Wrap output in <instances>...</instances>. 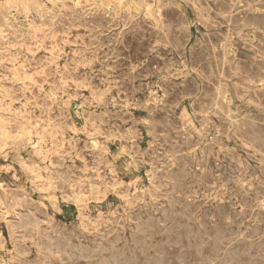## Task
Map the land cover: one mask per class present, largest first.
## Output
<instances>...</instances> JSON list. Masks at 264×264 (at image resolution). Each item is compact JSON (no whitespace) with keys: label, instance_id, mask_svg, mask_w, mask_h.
Instances as JSON below:
<instances>
[{"label":"rangeland","instance_id":"obj_1","mask_svg":"<svg viewBox=\"0 0 264 264\" xmlns=\"http://www.w3.org/2000/svg\"><path fill=\"white\" fill-rule=\"evenodd\" d=\"M16 1L0 0V264H264V0Z\"/></svg>","mask_w":264,"mask_h":264},{"label":"bare ground","instance_id":"obj_2","mask_svg":"<svg viewBox=\"0 0 264 264\" xmlns=\"http://www.w3.org/2000/svg\"><path fill=\"white\" fill-rule=\"evenodd\" d=\"M15 1H16V0H15ZM19 1H20V0H18V2H19ZM21 1H22V0H21ZM109 1H111V0H108V2H109ZM115 1H116V0H115ZM120 1H121V0H120ZM159 1H160V0H159ZM159 1H156V2L159 3ZM181 1H182V0H181ZM213 1H214V0H213ZM222 1H223V0H222ZM227 1H228V0H227ZM252 1H253V0H252ZM16 2H17V1H16ZM33 2H34V1H33ZM122 2H123V1H122ZM143 2H146V1H143ZM209 2H210V1H209ZM223 2H224V1H223ZM248 2H249V1H248ZM14 3H15V2H14ZM28 3H29V2H28ZM103 3H104V2H103ZM158 3H157V4H158ZM189 3H191V1L188 2V4H189ZM202 3H203V2H202ZM211 3H212V2H211ZM213 3H214V2H213ZM219 3H220V2H219ZM238 3H239V2H238ZM254 3H255V2H254ZM254 3H253V4H254ZM17 4H18V3H17ZM33 4H34V3H32V4H30V5H33ZM110 4H111V3H110ZM112 4H114V3H112ZM116 4H117V3H116ZM118 4H119V3H118ZM122 4H123V3H122ZM142 4H143V3H142ZM191 4H192V3H191ZM228 4H229V1H228ZM15 5H16V3H15ZM76 5H77V4H76ZM197 5H198V4H197ZM215 5H216V4H215ZM218 5H219V4H218ZM218 5H216V6L218 7ZM225 5H226V4H225ZM231 5H233V4H231ZM146 6H147V5H146ZM201 6H202V5H201ZM207 6H208V5H207ZM237 6H238V5H237ZM240 6H241V4H240ZM243 6H245V5H243ZM18 7H19V6H18ZM28 7H30V6H28ZM35 7H36V5H35ZM114 7H115V6H114ZM117 7H118V6H117ZM193 7H194V6H193ZM217 7H216V8H217ZM225 7H226V6H225ZM225 7H224V8H225ZM153 8H157V7L154 6ZM197 8H199V7H197ZM227 8H229V7H227ZM234 8H235V7H234ZM244 8H245V7H244ZM112 9H113V6H112ZM145 9H146V7H145ZM200 9H201V7H200ZM203 9H204V8H203ZM213 9H214V8H213ZM222 9H223V8H222ZM230 9H231V8H229V10H230ZM0 10H1V9H0ZM78 10H79V9H78ZM158 10H159V9H158ZM211 10H212V9H211ZM216 10H217V9H216ZM249 10H250V9H249ZM113 11H114V10H113ZM149 11H150V10H149ZM152 11H153V10H152ZM154 11H156V10H154ZM200 11H201V10H200ZM209 11H210V10H209ZM221 11H222V10H221ZM108 12H109V11H108ZM150 12H151V11H150ZM158 12H160V10H159ZM210 12H211V11H210ZM79 13H80V12H79ZM79 13H78V14H79ZM116 13H117V12H116ZM116 13H114V14H116ZM148 13H149V12H148ZM214 13H215V12H214ZM229 13H230V12H229ZM157 14H159V13H157ZM157 14H156V15H157ZM197 14H199V13H197ZM203 14H204V13H203ZM211 14H212V13H211ZM241 14H242V13H241ZM38 15H39V14H38ZM79 15H80V14H79ZM154 15H155V13H154ZM206 15H207V14H206ZM222 15H223V14H222ZM226 15H227V14H226ZM149 16H150V15H149ZM209 16H210V14H209ZM239 16H240V15H239ZM37 17H38V16H37ZM40 17H41V16H40ZM42 17H43V16H42ZM79 17H80V16H79ZM151 17H152V16H151ZM202 17H203V16H202ZM234 17H235V16H234ZM8 18H9V17H8ZM11 18H13V17H11ZM25 18H26V17H25ZM235 18H237V17H235ZM239 18H240V17H239ZM3 19H4V18H3ZM153 19H155V18L153 17ZM229 19H231V18H229ZM233 19H234V18H233ZM241 19H242V18H241ZM30 20H31V18H30ZM32 20L35 21L34 19H32ZM231 20H232V19H231ZM6 21H7V20H6ZM11 21H12V20H11ZM237 21H238V20H237ZM239 21H240V20H239ZM13 22H14V21H13ZM242 22H243V21H242ZM0 23H1V22H0ZM4 23H5V22H4ZM14 23H15V22H14ZM29 23H30V22H29ZM43 23H44V22H43ZM156 23H157V22H156ZM229 23H230V22H229ZM235 23H236V22H235ZM239 23H240V22H239ZM5 24H6V23H5ZM5 24H4V25H5ZM23 24H24V23H23ZM26 24H27V23H26ZM34 24H35V23H34ZM7 25H8V23H7ZM17 25H18V24H17ZM45 25H46V24H45ZM45 25H44V26H45ZM126 25H127V24H126ZM126 25H125V26H126ZM159 25H160V24H159ZM9 26H10V25H9ZM9 26H8V27H9ZM27 26H28V25H27ZM50 26H51V25H50ZM122 26H123V25H122ZM157 26H158V25H157ZM206 26H207V25H206ZM227 26H228V25H227ZM17 27H18V26H17ZM47 27H48V25H47ZM207 27H208V26H207ZM260 27H261V25H260ZM22 28H23V27H22ZM24 28H25V27H24ZM52 28H53V27H52ZM161 28H162V27H161ZM231 28H233V27H231ZM241 28H242V27H241ZM6 29H7V28H6ZM31 29H32V28H31ZM37 29H38V28H37ZM121 29H122V28H121ZM17 30H18V29H17ZM21 30H22V29H21ZM28 30H29V29H28ZM38 30H39V29H38ZM51 30H52V29H51ZM245 30H246V29H245ZM0 31H1V30H0ZM115 31H116V30H115ZM123 31H124V30H123ZM157 31H158V30H157ZM160 31H161V30H160ZM233 31H234V30H233ZM250 31H251V30H250ZM1 32H2V31H1ZM13 32H14V31H13ZM23 32H24V31H23ZM27 32H28V31H27ZM29 32H30V31H29ZM40 32H41V31H40ZM229 32H230V31H229ZM244 32H245V31H244ZM246 32H247V31H246ZM3 33H4V32H3ZM16 33H17V32H16ZM19 33H20V32H19ZM19 33H18V34H19ZM38 33H39V32H38ZM38 33H35V34H38ZM54 33H55V32H54ZM1 34H2V33H1ZM1 34H0V35H1ZM20 34H21V33H20ZM118 34H119V33H118ZM242 34H243V33H242ZM8 35H9V34H8ZM21 35H22V34H21ZM48 35H50V33H49ZM112 35H114V34H112ZM112 35H111V36H112ZM14 36H15V35H14ZM41 36H42V35H41ZM45 36H46V35H45ZM114 36H115V35H114ZM118 36H119V35H118ZM223 36H224V35H223ZM227 36H228V35H227ZM230 36H231V34H230ZM233 36H234V34H233ZM237 36H238V35H237ZM1 37H3V36H1ZM16 37H17V36H16ZM16 37H14V38H16ZM48 37H49V36H48ZM109 37H110V35H109ZM120 37H121V36H120ZM238 37H239V36H238ZM4 38H5V37H4ZM49 38H50V37H49ZM106 38H107V37H106ZM110 38H111V37H110ZM110 38H109V39H110ZM201 38H202V37H201ZM223 38H224V37H223ZM230 38H231V37H230ZM232 38H233V37H232ZM239 38H240V37H239ZM239 38H238V39H239ZM122 39H123V37H122ZM122 39H121V40H122ZM155 39H156V38H155ZM158 39H159V38H158ZM161 39H164V38H161ZM224 39H225V38H224ZM233 39H234V38H233ZM250 39H251V37H250ZM14 40H15V39H14ZM35 40H36V39H35ZM56 40H57V39H56ZM58 40H59V39H58ZM105 40H107V39H105ZM115 40H116V38H115ZM201 40H202V39H201ZM228 40H229V39H228ZM234 40H235V39H234ZM0 41H1V40H0ZM43 41H44V40H43ZM43 41H41V42H43ZM103 41H104V40H103ZM103 41H102L101 43H103ZM118 41H119V40H118ZM122 41H123V40H122ZM154 41H156V40H154ZM163 41H165V40H163ZM198 41H199V40H198ZM225 41H226V39H225ZM244 41H245V40H244ZM247 41H248V38H247ZM250 41H251V40H250ZM9 42H10V41H9ZM9 42H8V43H9ZM11 42H12V40H11ZM106 42H107V41H106ZM159 42H160V41H159ZM223 42H224V41H223ZM248 42H249V41H248ZM1 43H2V41H1ZM32 43H33V42H32ZM114 43H115V41H114ZM154 43H155V42H154ZM154 43H153V44H154ZM210 43H211V42H210ZM225 43H226V42H225ZM237 43H239V42L237 41ZM241 43H242V42H241ZM23 44H24V43H23ZM40 44H41V43H40ZM107 44H108V43H107ZM107 44H106V45H107ZM193 44H194V42H193ZM221 44L223 45V43H221ZM229 44H230V43H229ZM0 45H1V44H0ZM30 45H31V44H30ZM49 45H51V44H49ZM49 45H48V46H49ZM61 45H62V44H61ZM114 45H115V44H114ZM116 45H117V44H116ZM214 45H215V44H214ZM214 45H213V46H214ZM222 45H221V46H222ZM8 46H9V45H8ZM42 46H43V45H42ZM221 46H219V47L221 48ZM0 47H1V46H0ZM10 47H12V46H10ZM18 47H19V46H18ZM18 47H17V50H18ZM20 47H21V45H20ZM57 47H58V46H57ZM115 47H116V46H115ZM115 47L112 46V48H115ZM195 47H196V46H195ZM209 47H210V46H209ZM219 47H218V48H219ZM237 47H238V46H237ZM26 48H27V47H26ZM42 48H43V47H42ZM54 48H55V47H54ZM79 48H80V47H79ZM96 48H97V47H96ZM105 48H106V47H105ZM212 48H213V47H212ZM220 48H219V49H220ZM227 48H228V50L230 49V47H227ZM233 48H234V47H233ZM60 49H62V48H60ZM83 49H84V48H83ZM99 49H100V48H99ZM214 49H215V48H214ZM15 50H16V49H15ZM17 50H16V51H17ZM84 50H85V49H84ZM113 50H114V49H113ZM115 50H116V49H115ZM212 50H213V49H212ZM92 51H93V50H92ZM96 51H97V50H96ZM98 51H99V50H98ZM100 51H101V50H100ZM220 51H221V50H220ZM14 52H15V51H14ZM71 52H72V51H71ZM83 52H84V51H83ZM88 52H89V50H88ZM109 52H110V51H109ZM149 52H150V51H149ZM212 52H213V51H212ZM11 53H12V52H11ZM92 53H93V52H92ZM104 53H105V52H104ZM222 53H223V52H222ZM225 53H226V52H225ZM12 54H13V53H12ZM15 54H16V53H15ZM80 54H81V53H80ZM95 54H96V52H95ZM106 54H107V52H106ZM215 54H216V53H215ZM227 54L229 55L230 52H228ZM84 55H85V54H84ZM87 55H88V54H87ZM92 55H93V54H92ZM147 55H148V52H147ZM213 55H214V54H213ZM213 55H212V56H213ZM234 55H235V54H234ZM239 55H240V54H239ZM11 56H13V55H11ZM17 56H19V55H17ZM53 56H54V55H53ZM82 56H83V55H82ZM93 56H94V55H93ZM95 56H96V55H95ZM217 56H219V55H217ZM54 57H55V56H54ZM84 57H85V56H84ZM89 57H90V56H89ZM99 57H100V56H99ZM104 57H105V56H104ZM113 57H114V55H113ZM113 57H112V58H113ZM213 57H215V56H213ZM237 57H238V56H237ZM14 58H15V57H14ZM67 58H68V57H67ZM80 58H81V57H80ZM90 58H92V56H91ZM93 58H94V57H93ZM142 58H143V57H142ZM215 58H216V57H215ZM98 59H99V58H98ZM101 59H103V56H102ZM122 59H123V58H122ZM220 59H221V58H220ZM222 59H224V58L222 57ZM76 60H77V59H76ZM104 60H105V59H104ZM148 60H149V59H148ZM211 60H213V58H212ZM67 61H68V60H67ZM73 61L75 62V60H73ZM101 61H103V60H101ZM107 61H108V60H107ZM109 61H110V59H109ZM112 61H113V60H112ZM123 61H125V60H123ZM129 61H130V60H129ZM216 61H217V60H216ZM90 62H91V61H90ZM127 62H128V61H127ZM213 62H215V61H213ZM217 62H218V61H217ZM71 63H72V61H71ZM80 63H81V62H80ZM111 63H112V62H111ZM122 63H123V62H122ZM235 63H236V62H235ZM87 64H88V63H87ZM93 64H94V63H93ZM99 64H100V63H99ZM107 64H108V63H107ZM116 64H117V63H116ZM121 65H122V64H121ZM196 65H197V64H196ZM237 65H238V64H237ZM70 66H71V65H70ZM106 66H107V65H106ZM212 66H214V65L212 64ZM225 66H226V65H225ZM227 66H228V65H227ZM73 67L75 68L74 64H73ZM100 67H101V66H100ZM104 67H105V66H104ZM110 67H112V66H110ZM194 67H195V65H194ZM196 67H197V66H196ZM199 67H200V66H199ZM212 68H213V67H212ZM75 69H76V68H75ZM96 69H99V68H96ZM96 69H95V70H96ZM114 69H115V67H114ZM114 69H113V70H114ZM117 69H118V68H117ZM120 69H121V68H120ZM218 69H219V66H218ZM221 69H223V67H222ZM110 70H112V69H110ZM208 70H209V69H208ZM224 70H225V69H224ZM226 70H227V69H226ZM236 70H237V69H236ZM40 71H41V70H40ZM42 71H43V70H42ZM70 71H71V70H70ZM210 71H211V70H210ZM55 72H56V71H55ZM115 72H116V71H115ZM118 72H119V71H118ZM118 72H117V73H118ZM123 72H124V69H123ZM194 72H195V71H194ZM216 72H217V71H216ZM58 73H59V72H58ZM58 73H57V74H58ZM107 73H108V72H107ZM113 73H114V72H113ZM119 73H120V72H119ZM196 73L198 74V72H196ZM199 73H201V72H199ZM210 73H211V72H210ZM220 73H221V72H220ZM224 73H225V72H224ZM229 73H230V71H229ZM34 74H35V73H34ZM50 74H51V72H50ZM57 74H56V75H57ZM65 74H66V73H65ZM102 74H103V73H102ZM104 74H105V73H104ZM214 74H215V73H214ZM226 74H228V73L226 72ZM238 74H239V73H238ZM63 75H64V74H63ZM72 75H73V74H72ZM105 75H106V74H105ZM118 75H119V74H118ZM118 75H117V76H118ZM120 75H121V74H120ZM47 76H48V75H47ZM64 76H66V75H64ZM83 76H84V75H83ZM103 76H104V75H103ZM121 76H122V75H121ZM216 76H217V75H216ZM223 76H224V75H223ZM228 76H229V75H228ZM108 77H110V76L108 75ZM134 77H136V76H134ZM220 77H221V75H220ZM59 78H60V77H59ZM68 78H69V77H68ZM75 78H76V77H75ZM136 78H137V77H136ZM41 79H42V78H41ZM54 79H56V78H54ZM54 79H53V80H54ZM57 79H58V78H57ZM70 79H71V77H70ZM124 79H125V78H124ZM126 79H127V78H126ZM109 80H110V79H109ZM130 80H131V78H130ZM74 81H75V80H74ZM104 81H105V80H104ZM111 81H112V80H111ZM126 81H127V80H126ZM126 81H125V82H126ZM134 81H135V80H134ZM106 82H107V81H106ZM245 82H246V81H245ZM123 84H125V83H123ZM216 84H217V83H216ZM219 84H220V83H218V85H219ZM249 84H250V83H249ZM249 84H248V85H249ZM79 85H80V84H79ZM233 85H234V84H233ZM252 85H253V84H252ZM85 86H86V85H85ZM222 86H223V85H222ZM260 86H261V85H260ZM74 87H75V86H74ZM223 87H224V86H223ZM124 88H125V87H124ZM216 88L218 89V87H216ZM221 88H222V87H221ZM125 89H127V88H125ZM125 89H124V90H125ZM128 89H129V88H128ZM131 89H132V88H130V91H131ZM72 90H73V89H72ZM118 90H119V89L117 88V91H118ZM211 90H212V89H210V91H211ZM215 90H216V89H215ZM249 90H250V89H249ZM101 91H102V90H101ZM115 91H116V90H115ZM117 91H116V92H117ZM120 91H121V90H120ZM135 91H136V90H135ZM212 91H214V90H212ZM212 91H211V92H212ZM223 91H224V90H223ZM86 92H87V91H86ZM122 92H123V91H122ZM211 92H210V94H211ZM213 93H214V92H213ZM216 93H217V90H216ZM222 93H223V92H222ZM240 93H241V92H240ZM240 93H239V94H240ZM127 94H128V93H127ZM127 96H128V95H127ZM200 96H201V95H200ZM211 96H212V95H211ZM222 96H223V95H222ZM128 98H129V96H128ZM210 98H211V97H210ZM220 98H221V97H220ZM235 98H236V97H235ZM210 101H211V100H210ZM204 102H205V100H204ZM206 103H207V101H206ZM213 103H214V102H213ZM223 103H224V102H223ZM220 104H221V102H220ZM229 104H230V103H229ZM203 106H204V105H203ZM225 106H226V105H225ZM214 107H216V106H214ZM214 107H213V108H214ZM218 108H219V107H218ZM231 108H232V105H231ZM210 109H211V108H210ZM216 109H217V108H216ZM195 110H196V109H195ZM212 110H213V109H212ZM220 110H221V109H220ZM230 110H231V109H230ZM196 111H197V110H196ZM213 111H215V110H213ZM213 111H212V112H213ZM225 111H226V110H225ZM227 111H228V110H227ZM213 113H214V112H213ZM213 113H211V114L213 115ZM218 113H219V112H218ZM220 113H221V112H220ZM225 113H226V112H225ZM209 114H210V113H209ZM221 114H222V113H221ZM230 114H231V113H230ZM199 115H200V114H199ZM218 115H220V114H218ZM3 116H4V115H3ZM220 116H221V115H220ZM1 117H2V116H1ZM1 117H0V119H2ZM8 117H9V116H8ZM215 117H216V116H215ZM227 117H228V116H227ZM234 117H235V116H234ZM6 118H7V117H6ZM6 118H5V119H6ZM217 118H218V117H217ZM217 118H216V119H217ZM235 118H236V117H235ZM238 118H239V117H238ZM241 118H242V117H241ZM223 119H224V118H223ZM230 119H231V118H230ZM243 119H244V118H243ZM7 120H8V118H7ZM232 120H233V118H232ZM2 121H4V120H2ZM242 121H243V120H242ZM5 122H6V121H5ZM221 122H222V120H221ZM224 122H225V121H224ZM232 122H234V121H232ZM243 122H244V121H243ZM0 124H2V123H0ZM234 124H236V123H234ZM238 124H239V123H238ZM238 124H237V126H239ZM243 124H244V123H243ZM249 125H250V124H249ZM231 127H232V125H231ZM218 128H219V127H218ZM226 128H227V127H226ZM234 128H235V127H234ZM241 128H242V127H241ZM236 129H237V127H236ZM0 130H1V129H0ZM2 130H3V129H2ZM224 130H226V129H224ZM228 130H229V129H228ZM243 130H244V129H243ZM4 131H5V130H4ZM241 131H242V130H241ZM246 131H247V130H246ZM253 131H254V129H253ZM235 132H236V131H235ZM216 133H217V132H216ZM218 133H219V132H218ZM223 133H224V132H223ZM223 133L221 132V134H223ZM240 133H241V132H240ZM243 133H244V132H243ZM256 133H257V132H256ZM231 134H232V133H231ZM254 134H255V133H254ZM224 135H225V134H224ZM243 135H245V134H243ZM225 136H226V135H225ZM227 136H228V135H227ZM240 136H241V135H240ZM257 136H258V135H257ZM261 136H262V135H261ZM245 137H246V136H245ZM248 137H249V136H248ZM262 137H263V136H262ZM213 138H214V137H213ZM226 138H227V137H226ZM230 138H231V137H230ZM233 138H234V137H233ZM252 138H253V137H252ZM209 139H211V138H209ZM240 139H242V138H240ZM243 139H244V138H243ZM257 139H259V138H257ZM6 140H7V139H6ZM224 140H225V139H224ZM238 140H239V138H238ZM245 140H246V139H245ZM248 140H249V139H248ZM250 140H251V138H250ZM261 141H262V140H261ZM238 142H239V141H238ZM246 142H247V141H246ZM262 142H263V141H262ZM239 143H240V142H239ZM242 143H243V142H242ZM253 143H254V142H253ZM257 143H258V142H257ZM257 143H256V144H257ZM240 144H241V143H240ZM220 145H221V144H220ZM183 146H184V145H183ZM206 146H207V145H206ZM251 146H252V145H251ZM178 147H179V146H178ZM198 148H199V147H198ZM198 148H197V149H198ZM248 148H249V147H248ZM250 148H252V147H250ZM179 149H180V148H179ZM191 149H192V148H191ZM191 149H190V150H191ZM188 150H189V149H188ZM263 150H264V149H263ZM177 151H178V150H177ZM253 151H254V150H253ZM175 153H176V152H175ZM243 154H244V153H243ZM19 156H20V155H19ZM206 156H207V155H206ZM202 157H203V156H202ZM210 157H211V156H210ZM251 157H252V156H251ZM204 158H206V157H204ZM253 158H254V157H253ZM254 159H255V158H254ZM204 160H205V159H204ZM199 161H200V159H199ZM17 163H18V162H17ZM21 163H22V162H21ZM21 163H20V165H21ZM175 163H176V162H175ZM23 165H24V164H23ZM29 165H30V164H29ZM32 167H33V166H32ZM213 167H214V166H213ZM241 167H242V166H241ZM250 169H251V167H250ZM56 170H57V169H56ZM256 170H257V169H256ZM242 171H243V170H242ZM251 171H252V170H251ZM249 172H250V171H249ZM32 173H33V172H32ZM215 173H216V172H215ZM243 176H244V175H243ZM148 177H149V176H148ZM2 179H3V177H2ZM52 179H53V178H52ZM55 180H56V179H55ZM52 181H53V180H52ZM67 181H68V180H67ZM241 182H242V181H241ZM2 183H3V182H2ZM4 183H5V181H4ZM5 184H7V182H6ZM56 184H57V183H56ZM9 185H10V184H9ZM70 186H71V185H70ZM7 187H8V185H7ZM13 187H14V186H13ZM8 188H9V187H8ZM14 188H15V187H14ZM95 188H96V187H95ZM6 189H7V188H6ZM34 189H35V187H34ZM52 189H53V188H52ZM70 189H71V188H70ZM89 189H90V188H89ZM89 189H88V190H89ZM30 190H31V189H30ZM32 190H33V189H32ZM6 191H7V190H6ZM4 192H5V191H4ZM75 192H76V190H75ZM5 193H7V192H5ZM8 193H9V192H8ZM2 194H3V193H2ZM17 196H18V195H17ZM10 198H11V197H10ZM29 199H30V198H29ZM19 200H20V199H19ZM167 200H168V199H167ZM10 202H11V201H10ZM84 202H85V201H84ZM162 203H163V202H162ZM7 204H8V203H7ZM155 204H156V203H155ZM158 204H159V203H158ZM8 205H9V204H8ZM165 205H166V204H165ZM167 206H168V205H167ZM170 206H171V205H170ZM27 207H28V206H27ZM36 208H37V206H36ZM23 209H24V208H23ZM154 209H155V208H154ZM170 209H171V207H170ZM125 210H126V209H125ZM161 210H162V209H161ZM119 211H120V210H119ZM153 211H154V210H153ZM169 211H170V210H169ZM21 212H22V211H21ZM25 213H26V212H25ZM27 213H28V212H27ZM153 214H154V213H153ZM155 214H156V213H155ZM158 214H159V213H158ZM161 214H162V213H161ZM3 215H4V214H3ZM5 215H6V214H5ZM25 215H26V214H25ZM128 215H129V214H128ZM140 215H141V214H140ZM163 215H164V214H163ZM167 215H168V214H167ZM169 215H170V213H169ZM22 216H23V215H22ZM22 216H21V217H22ZM142 216H143V214H142ZM2 217H3V216H2ZM25 217H26V216H25ZM35 217H36V216H35ZM144 217H145V216H144ZM30 218H31V217H30ZM106 218H107V217H106ZM157 218H158V217H157ZM161 218H162V217H161ZM7 219H8V218H7ZM21 219H22V218H21ZM36 219H37V218H36ZM79 219H80V218H79ZM146 219H147V218H146ZM154 219H155V218H154ZM166 219H167V218H166ZM168 219H170V218H168ZM31 220H32V219H31ZM41 220H42V219H41ZM127 220H129V219H127ZM130 220H131V219H130ZM142 220H143V219H142ZM3 221H4V220H3ZM24 221H25V220H24ZM26 221H27V220H26ZM36 221H38V220H36ZM79 221H80V220H79ZM81 221H82V220H81ZM132 221H134V220H132ZM155 221H156V220H155ZM155 221H154V222H155ZM164 221H166V220H164ZM130 222H131V221H130ZM134 222H135V221H134ZM134 222H133V223H134ZM140 222H141V221H140ZM143 222H145V221H143ZM150 222H151V221H149V223H150ZM156 222H157V221H156ZM160 222H161V221H160ZM16 223H17V222H16ZM26 223H27V222H26ZM34 223H35V222H34ZM141 223H142V222H141ZM141 223H140V224H141ZM151 223H152V222H151ZM3 224H4V223H3ZM23 224H24V223H23ZM23 224H22V225H23ZM32 224H33V223H32ZM76 224H77V223H76ZM137 224H138V223H137ZM147 224H148V223H147ZM147 224H145V225H147ZM154 224H157V223H154ZM15 225H16V224H15ZM20 225H21V224H20ZM38 225H39V224H38ZM77 225H78V224H77ZM135 225H136V224H135ZM143 225H144V224H143ZM145 225H144V227H145ZM150 225H151L150 227H152V224H150ZM32 226H33V225H32ZM140 226H141V225H140ZM147 226H148V225H147ZM154 226H155V225H154ZM156 226H158V225H156ZM163 226H164V225H163ZM44 227H45V226H44ZM79 227H80V226H79ZM101 227H102V225H101ZM115 227H116V226H115ZM126 227H127V226H126ZM136 227H137V226H136ZM142 227H143V226H142ZM144 227H143V228H144ZM36 228H37V227H36ZM102 228H103V227H102ZM156 228H157V227H156ZM160 228H161V227H160ZM39 229H40V227H39ZM111 229H112V228H111ZM131 229H132V228H131ZM131 229H129V230H131ZM158 229H159V228H158ZM158 229H157V230H158ZM144 230H145V229H144ZM147 230H149V229H147ZM154 230H155V229H154ZM154 230H152V231H154ZM42 231H43V230H42ZM74 231H75V230H74ZM110 231H111V230H110ZM119 231H120V230H119ZM133 231H134V230H133ZM140 231H141V230H140ZM140 231H139V232H140ZM155 231H156V230H155ZM160 231H161V230H160ZM163 231H164V230H162V232H163ZM84 232H85V231H84ZM136 232H137V231H136ZM141 232H142V231H141ZM151 233H153V232H151ZM154 233H155V232H154ZM159 233H160V232H159ZM38 234H39V233H38ZM137 234H138V233H137ZM140 234H142V233H140ZM148 234L150 235V233H148ZM157 234H158V233H157ZM40 235H41V234H40ZM43 235H44V234H43ZM47 235H48V234H47ZM70 235H71V234H70ZM122 235H123V234H122ZM129 235H130V234H129ZM129 235H128V236H129ZM131 235H132V234H131ZM133 235H134V233H133ZM73 236H74V235H73ZM75 236H76V235H75ZM108 236H109V235H108ZM116 236H118V235L116 234ZM116 236H115V237H116ZM151 236H152V235H151ZM40 237H41V236H40ZM47 237H48V236H47ZM51 237H52V236H51ZM63 237H64V236H63ZM67 237H68V236H67ZM112 237H113V236H112ZM131 237H132V236H131ZM131 237H130V238H131ZM57 238H58V237H57ZM57 238H56V239H57ZM145 238H146V237H145ZM67 239H68V238H67ZM76 239H77V238H76ZM81 239H82V238H81ZM123 239H124V238H123ZM46 240H48V239H46ZM63 240H64V239H63ZM108 240H109V239H108ZM117 240H118V239H117ZM38 241H39V240H38ZM59 241H61V239H60ZM68 241H69V240H68ZM100 241H101V240H100ZM112 241H115V240H112ZM231 241H232V240H231ZM19 242H20V241H19ZM44 242H45V240H44ZM64 242H65V241H64ZM66 242H67V240H66ZM117 242H118V241H117ZM227 242H228V241H227ZM13 243H14V242H13ZM61 243H62V242H61ZM67 243H68V242H67ZM79 243H80V242H79ZM40 244H42V243H40ZM40 244H39V245H40ZM47 244H48V243H47ZM54 244H55V243H54ZM64 244H66V243H64ZM72 244H73V243H72ZM77 244H78V243H77ZM81 244H82V243H81ZM85 244H86V243H85ZM85 244H84V245H85ZM111 244H112V243H111ZM115 244H117V243H115ZM115 244H114V245H115ZM121 244H122V243H121ZM140 244H141V243H140ZM231 244H232V243H231ZM57 245H58V244H57ZM104 245H105V244H104ZM109 245H110V244H109ZM228 245H229V244H228ZM36 246H37V245H36ZM41 246H42V245H41ZM78 246H79V245H78ZM81 246H82V245H81ZM86 246H87V245H86ZM112 246H113V245H112ZM131 246H132V245H131ZM131 246H130V247H131ZM142 246H143V245H142ZM226 246H227V245H226ZM45 247H46V246H45ZM54 247H55V246H54ZM54 247H53V248H54ZM60 247H61V246H60ZM64 247H65V246H64ZM72 247H73V246H72ZM83 247H84V246H83ZM109 247H110V246H109ZM109 247H108V248H109ZM115 247H116V246H115ZM119 247H120V246H119ZM62 248H63V246H62ZM67 248H68V247H67ZM74 248H75V247H74ZM81 248H82V247H81ZM93 248H94V246H93ZM96 248H97V247H96ZM96 248H95V249H96ZM142 248H143V247H142ZM90 249H91V248H90ZM116 249H117V248H116ZM130 249H131V248H130ZM137 249H138V248H137ZM72 250H73V248H72ZM86 250H87V249H86ZM93 250H94V249H93ZM103 250H104V248H103ZM114 250H115V249H114ZM81 251H82V250H81ZM88 251H89V249H88ZM90 251H92V250H90ZM96 251H97V250H96ZM100 251H102V250H99V252H100ZM109 251H110V250H109ZM117 251H118V250H117ZM21 252H22V251H21ZM60 252H61V251H60ZM75 252H76V251H75ZM92 252H94V251H92ZM99 252H96V253L98 254ZM113 252H114V251H113ZM119 252H120V251H119ZM121 252H123V251H121ZM124 252H125V251H124ZM127 252H128V251H127ZM66 253H68V252H66ZM88 253H89V252H88ZM105 253H106V252H105ZM105 253H103V254H105ZM110 253H111V252H110ZM34 254H36V253H34ZM73 254H74V253H73ZM78 254H79V253H78ZM85 254H87V253H85ZM103 254H102V255H103ZM107 254H108V252H107ZM111 254H112V253H111ZM117 254H118V252H117ZM130 254H131V253H130ZM138 254H140V253H138ZM221 254H222V253H221ZM37 255H38V254H37ZM76 255H77V254H76ZM90 255H91V254H90ZM94 255H95V253H94ZM94 255H93V256H94ZM102 255H101V256H102ZM109 255H110V254H109ZM123 255H124V254H123ZM127 255H128V254H127ZM93 256H92V257H93ZM95 256H96V255H95ZM106 256H107V255H106ZM139 256H140V255H139ZM150 256H151V255H150ZM15 257H16V256H15ZM43 257H44V256H43ZM86 257H87V255H86ZM99 257H100V255H99ZM99 257H98V258H99ZM109 257H110V256H109ZM117 257H118V256H117ZM124 257H125V256H124ZM129 257H130V256H129ZM31 258H32V257H31ZM45 258H46V257H45ZM56 258H57V257H56ZM100 258H101V257H100ZM107 258H108V256H107ZM121 258H122V256H121ZM131 258H134V256L131 257ZM141 258H142V257H141ZM39 259H40V258H39ZM67 259H68V258H67ZM71 259H72V257H71ZM86 259H87V258H86ZM77 260H78V259H77ZM104 260H105V259H104ZM119 260H120V259H119ZM130 260H131V259H130ZM134 260H135V259H133L132 261H134ZM222 260H223V259H222ZM33 261H34V260H33ZM72 261H75V259L72 260ZM91 261H92V260H91ZM126 261H127V260H126ZM142 261H143V260H142ZM152 261H153V260H152ZM164 261H165V260H164ZM26 262H27V261H26ZM38 262H39V261H38ZM41 262H42V261H41ZM51 262H52V261H51ZM51 262H50V263H51ZM58 262H59V261H58ZM64 262H65V261H64ZM84 262H85V261H84ZM89 262H90V261H89ZM100 262H101V260H100ZM105 262H106V261H105ZM108 262H109V261H108ZM130 262H131V261H130ZM140 262H141V261H140ZM140 262H139V263H140ZM154 262H155V261H154ZM170 262H171V261H170ZM21 263H22V262H21ZM68 263H70V262H67V264H68ZM71 263H72V262H71ZM91 263H92V262H91ZM96 263H97V262H96ZM123 263H124V262H123ZM126 263H128V261H127ZM146 263H147V262H146ZM159 263H160V262H159ZM162 263H164V262H162ZM14 264H15V263H14ZM37 264H38V263H37ZM60 264H61V263H60ZM64 264H65V263H64ZM74 264H75V263H74ZM84 264H85V263H84ZM94 264H95V263H94ZM106 264H107V263H106ZM134 264H135V262H134ZM157 264H158V263H157ZM164 264H165V263H164ZM213 264H214V263H213Z\"/></svg>","mask_w":264,"mask_h":264}]
</instances>
